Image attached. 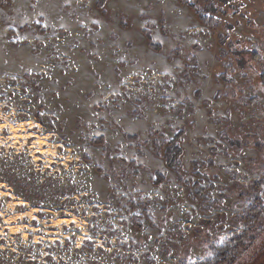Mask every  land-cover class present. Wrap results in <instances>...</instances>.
Returning a JSON list of instances; mask_svg holds the SVG:
<instances>
[{
	"label": "rangeland",
	"instance_id": "1",
	"mask_svg": "<svg viewBox=\"0 0 264 264\" xmlns=\"http://www.w3.org/2000/svg\"><path fill=\"white\" fill-rule=\"evenodd\" d=\"M189 1L216 25L181 0H0V175L73 194L39 216L0 181V264H264V0Z\"/></svg>",
	"mask_w": 264,
	"mask_h": 264
},
{
	"label": "trees",
	"instance_id": "2",
	"mask_svg": "<svg viewBox=\"0 0 264 264\" xmlns=\"http://www.w3.org/2000/svg\"><path fill=\"white\" fill-rule=\"evenodd\" d=\"M101 1V0H100ZM104 0H102L103 3ZM186 2L191 8H193L199 16L200 21L203 24H207L211 27L216 25L213 16L206 15L204 13L205 10L199 9L197 5L189 0H181ZM206 11H215V8L210 6L206 8ZM145 34L149 39V43L154 48H160V44L155 42L152 39L151 32L149 30H145ZM222 41V37L220 39ZM223 49V48H222ZM221 49V52L223 50ZM261 79L264 85V71L261 72ZM182 130L177 131L176 134L170 139L169 145L166 146L164 150V158L167 164V167L170 169H175L177 165H179V155L181 153V148L177 144L179 137L181 136ZM96 138L93 139L94 142ZM104 139L100 138L97 142H103ZM5 150L4 146H0V152ZM21 154V153H20ZM29 166V165H28ZM1 168H3L5 172L14 171L12 177L7 178L6 176L0 175V181H7L13 186V192L17 197H22L24 200L30 203L31 207H38L39 216H44L48 214L45 208L48 207V203H50L53 199H67L70 194L67 191V187L62 183L61 176L59 172L56 170H52L49 167H33L28 170V172H24V174H18L17 171H20L23 168V165L20 162H13V164L3 163L1 164ZM156 183H160L164 180V176L160 172H156ZM74 193V192H73ZM63 200V201H64ZM57 205V204H55ZM65 210L61 212V215H65ZM33 223H37L36 220H33ZM88 240H84L83 243H86ZM221 253L218 254L216 259H200L190 263L183 264H226L225 259L218 261L221 257Z\"/></svg>",
	"mask_w": 264,
	"mask_h": 264
}]
</instances>
